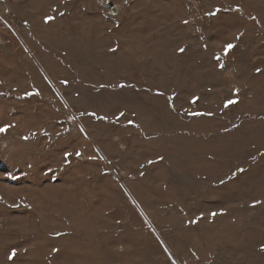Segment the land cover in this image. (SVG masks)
Here are the masks:
<instances>
[{
	"label": "rangeland",
	"instance_id": "1",
	"mask_svg": "<svg viewBox=\"0 0 264 264\" xmlns=\"http://www.w3.org/2000/svg\"><path fill=\"white\" fill-rule=\"evenodd\" d=\"M0 130V264H264V0H0Z\"/></svg>",
	"mask_w": 264,
	"mask_h": 264
},
{
	"label": "snow or ice",
	"instance_id": "2",
	"mask_svg": "<svg viewBox=\"0 0 264 264\" xmlns=\"http://www.w3.org/2000/svg\"><path fill=\"white\" fill-rule=\"evenodd\" d=\"M229 49H231L232 47H233V45H228L227 46ZM0 131H2V130H0Z\"/></svg>",
	"mask_w": 264,
	"mask_h": 264
}]
</instances>
